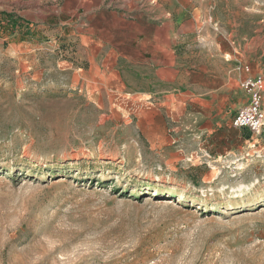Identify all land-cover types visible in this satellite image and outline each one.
Masks as SVG:
<instances>
[{
	"label": "rangeland",
	"instance_id": "374dc122",
	"mask_svg": "<svg viewBox=\"0 0 264 264\" xmlns=\"http://www.w3.org/2000/svg\"><path fill=\"white\" fill-rule=\"evenodd\" d=\"M152 6L0 0V264H264V128L231 126L242 79L264 77V0H167L155 25ZM192 16L172 51H151L150 80L188 63L205 86L226 84L222 99L210 91L186 106L178 91L129 89L130 47L169 41L157 26L175 33ZM101 34L117 65L90 50ZM167 107L168 134L197 110L217 131L188 128L160 149L128 133L140 110Z\"/></svg>",
	"mask_w": 264,
	"mask_h": 264
},
{
	"label": "crops",
	"instance_id": "0c3cea01",
	"mask_svg": "<svg viewBox=\"0 0 264 264\" xmlns=\"http://www.w3.org/2000/svg\"><path fill=\"white\" fill-rule=\"evenodd\" d=\"M149 5H153V9L155 11V15L152 17L150 16V13H145L147 15L148 21H153V24L155 25L156 22L160 21L161 18H168V16L171 14V10L169 8L165 7V4L167 3V0H147ZM159 5V6H158ZM159 8V11H158ZM92 15H101V17H105V9H96L94 11H91ZM113 12V11H109ZM152 15V12H151ZM183 19L178 20V27L176 28V32H170L165 27H162L161 25H158L156 28V31L154 33V37L157 36L158 32H164L165 37H170V40H165L164 43H155L154 47H130L131 51L126 53L124 57L128 58L131 62H136L132 66H138L135 69H132L130 71H127L125 75H123V78L125 80V84L129 89H132L136 91V89H140L141 93H144L146 95L155 94L158 93V90L165 89L166 91H171L169 94L170 96L173 95L175 91H178V93H181L180 100L184 105L192 104L193 102H197L200 105L204 104V95L208 92H213V95L215 98L222 99V95L226 93V84H212L205 86L203 83L199 82V76H195V70L191 69L190 65L186 63L184 68H181L180 71H178L175 75H166V72L164 69L157 70L156 69V77L160 79L157 85H154V83L150 80V74L153 72V68L150 67V63L148 62L149 59L152 58L151 51H153L156 48H169L170 51H172V45L174 44V40L171 38L173 34L184 36L188 34V27L190 25H195L196 23V17L192 16L188 19H186L185 22H182ZM167 21V20H166ZM165 21V22H166ZM164 22V23H165ZM93 29V27H92ZM158 29V32H157ZM116 27H106L103 28V32L108 33V35L116 36L117 34ZM114 40L111 38H105L103 34H101V45L102 47H90V50L93 48H98L102 53V60L107 61V64L110 65L114 63V65H117V61L119 60V56L121 54V51L119 50V47H113ZM134 53H138V57H135ZM164 55H166L164 53ZM186 58L189 56L188 53L184 55ZM165 58V56H164ZM173 69V67H172ZM120 73V70H119ZM120 77H122L120 73ZM110 80V77L108 78ZM164 79V81H163ZM168 80V83L165 81ZM138 83H140V86H138ZM204 85L205 87H203ZM110 87L119 90L120 86L119 84H110ZM156 88L155 91H151V88ZM245 96V98H244ZM179 97V96H176ZM167 100V99H166ZM248 101V97H246L245 91L242 93V105H244ZM171 105L173 102H171ZM241 105V106H242ZM240 106V107H241ZM199 108V106H197ZM167 110L164 111L162 108L158 109H151V110H140L133 118H131L128 121V133H132L134 135L133 139H136V135H142L144 137V143L148 142V146L151 148H165L166 146L170 145L172 142H174L176 139L174 137H181L184 138L186 135H189L192 131H187L189 128L190 130H193L196 128L198 129V134H201L203 137H205V134L214 133L217 131L214 127V119L213 118H206V114L203 111H196V112H185L182 117L179 116V121L175 125L179 126L177 128V133L174 134H168L167 133V126H170L168 123V120L165 119L164 114L167 116L169 115ZM239 108V107H238ZM167 112V113H165ZM172 119H175V115L171 114ZM126 121V120H124ZM232 123V120H231ZM218 124H220L218 122ZM232 126V124H231ZM233 127V126H232ZM234 128V127H233ZM171 137V138H170ZM181 138V139H182ZM185 139V138H184Z\"/></svg>",
	"mask_w": 264,
	"mask_h": 264
},
{
	"label": "built area",
	"instance_id": "2783aa9c",
	"mask_svg": "<svg viewBox=\"0 0 264 264\" xmlns=\"http://www.w3.org/2000/svg\"><path fill=\"white\" fill-rule=\"evenodd\" d=\"M246 70L250 71L249 65ZM241 86L248 95V101L236 110L231 124L234 128L260 133L264 128V77L249 74L242 79Z\"/></svg>",
	"mask_w": 264,
	"mask_h": 264
},
{
	"label": "bare ground",
	"instance_id": "6f19581e",
	"mask_svg": "<svg viewBox=\"0 0 264 264\" xmlns=\"http://www.w3.org/2000/svg\"><path fill=\"white\" fill-rule=\"evenodd\" d=\"M163 191H165V192H166V190H164V189H163ZM178 195H179V196H181V197L183 196V194H182V193H179Z\"/></svg>",
	"mask_w": 264,
	"mask_h": 264
}]
</instances>
